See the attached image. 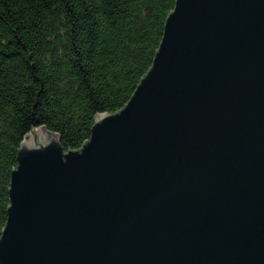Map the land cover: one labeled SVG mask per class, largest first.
<instances>
[{
    "label": "water",
    "instance_id": "obj_1",
    "mask_svg": "<svg viewBox=\"0 0 264 264\" xmlns=\"http://www.w3.org/2000/svg\"><path fill=\"white\" fill-rule=\"evenodd\" d=\"M16 161L0 264H264V0H175L127 103Z\"/></svg>",
    "mask_w": 264,
    "mask_h": 264
},
{
    "label": "trees",
    "instance_id": "obj_2",
    "mask_svg": "<svg viewBox=\"0 0 264 264\" xmlns=\"http://www.w3.org/2000/svg\"><path fill=\"white\" fill-rule=\"evenodd\" d=\"M175 0H0V234L17 151L32 130L64 151L129 100Z\"/></svg>",
    "mask_w": 264,
    "mask_h": 264
}]
</instances>
